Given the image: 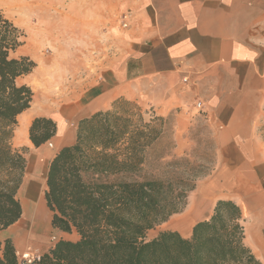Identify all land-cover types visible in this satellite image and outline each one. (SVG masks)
Returning <instances> with one entry per match:
<instances>
[{
  "label": "crops",
  "instance_id": "obj_1",
  "mask_svg": "<svg viewBox=\"0 0 264 264\" xmlns=\"http://www.w3.org/2000/svg\"><path fill=\"white\" fill-rule=\"evenodd\" d=\"M0 1L13 16L23 15L27 35L21 56L37 64L19 79L33 76L27 85L34 101L18 117L14 137L18 141L26 130L25 140L17 142V149L29 150L26 196L45 200L41 173L48 174L57 153L75 143L81 120L126 99L151 117H172L176 152L183 153L187 135L199 123L217 142L219 168L191 193L184 212L165 223L166 230L189 238L219 200H232L243 211L245 244L264 264V147L255 130L264 117V0ZM48 43L60 54L55 70L49 66L53 59L40 53ZM101 45L107 56L96 57ZM67 50L76 55L69 59ZM60 69L78 78L57 85L49 76ZM39 117L52 118L57 133L35 148L29 130ZM29 217L23 208L11 227ZM9 234L17 251L31 247ZM48 244L41 250L45 254Z\"/></svg>",
  "mask_w": 264,
  "mask_h": 264
},
{
  "label": "trees",
  "instance_id": "obj_2",
  "mask_svg": "<svg viewBox=\"0 0 264 264\" xmlns=\"http://www.w3.org/2000/svg\"><path fill=\"white\" fill-rule=\"evenodd\" d=\"M26 33L0 15V232L22 218L18 193L27 171L28 148L13 145L18 117L33 102L19 84L37 64L16 56ZM57 133L52 118H35L29 130L35 148ZM169 118L146 120L134 102L118 99L78 124L76 141L49 166L45 201L60 240L35 264H262L245 244L243 211L219 200L213 215L198 222L189 238L165 230L148 233L186 208L189 195L214 168L173 155ZM0 264H18L11 239L0 241Z\"/></svg>",
  "mask_w": 264,
  "mask_h": 264
},
{
  "label": "rangeland",
  "instance_id": "obj_3",
  "mask_svg": "<svg viewBox=\"0 0 264 264\" xmlns=\"http://www.w3.org/2000/svg\"><path fill=\"white\" fill-rule=\"evenodd\" d=\"M0 15L4 16L6 19H9L10 21H12L19 28L24 30L26 35H27V32L23 27L24 26L23 15H22V17L21 16H13L11 13H9L6 10V8L3 6L1 1H0ZM56 47H57V45L55 43H48L42 48V50L40 52L41 54H43V56L45 58H47V59L49 58L50 60L53 59V61H51V63H49L50 64L49 66H50V68H53L54 70L57 69L58 63L61 62L60 60H58V57L60 54L57 51ZM68 48L70 49V46ZM101 49L102 50H100V49L98 50V47H97V50L95 53L96 57L107 56L106 47L101 45ZM67 51H68V52H66L67 55L66 54L65 55L69 59H71L73 55H76V53L72 52L71 50H67ZM24 52H25V46L22 49H20V51H18V54H16V56H21V54H23ZM65 62H67V61H65ZM61 71L62 70L60 69V70H58L56 75L49 76V78H53L56 80L57 85H62L63 81H65V79L73 81V80L78 78L75 75H69V76L65 75L64 76V75H62ZM32 78H33V76H30L29 78H23L22 80L19 81V84L27 85L28 83H30L32 85V83L34 82L33 80H31ZM29 87L31 88V86H29ZM33 101H34V97H33ZM32 104H33V102H32ZM32 104H31V106H32ZM144 117L148 121L151 119V114L149 112H146V113L144 112ZM169 119L172 122V117H170ZM172 124H173V122H172ZM255 130H256V134H257V137H258L260 143L264 147V117L259 119V122L255 125ZM24 140H25V137H23V136L19 137L18 141L14 140L13 141L14 147L17 148V142H22ZM184 144H185V147H184L183 153L182 152L181 153L176 152L174 149L173 155L175 157L187 158L193 162L203 163V165H205L207 167L214 168V171L212 172V174L210 176L199 181L198 186H197V189H198L199 186L205 180H207L209 177H211L216 172L217 168H219V166H220V157H219L218 150H217V142H216L214 134L211 132V130H209V128L206 127L204 124L199 123V124H196L190 130L189 134L187 135V137L185 139ZM28 153H29V151H28ZM28 153H27V156H28ZM41 176H43L45 178V181L47 184L46 171L42 172ZM41 182H42V184L44 183L43 178H41ZM197 189H196V192H197ZM24 190H25V187L24 188L22 187L18 193V199L20 200L21 203H22V201H21L22 197L20 195ZM194 194H195V192H194ZM194 194H190L189 196L192 197ZM23 197H24V194H23ZM188 201H189V199H188ZM44 202H45V206H46V210H47V216L49 217V221H50V219L52 220V213L49 211L45 200H44ZM184 210H183V212H184ZM173 219H175V217H171V219L169 221H173ZM35 221H36L35 216H30L27 220H23V222L21 223L20 226H16V228L10 227V228L0 232V241L4 242L6 239H10L9 233H11V234L16 236V238L18 239V241L21 244H23L24 246L30 245L31 246L30 248L33 250V252H37V253H40L41 255H44L45 254L44 251H41V250L45 246V243L46 244L49 243L48 244V251H50L60 240H64V238H66L69 241H77V239H80V236L77 233L74 235H71L72 234L71 233V234H69V236L62 235L61 234L62 232L54 230L52 228L51 221H50L49 232H43V234L41 236H36L34 234L31 235V232L28 233V231L30 230L31 227H33L35 225ZM168 228H169V224L161 225V226L157 227L155 230L150 231L148 233L146 239L151 240V239L157 237L161 231H165ZM29 249H27L26 251H19V250L17 251L16 250V252L17 253L27 252ZM0 254H1V252H0Z\"/></svg>",
  "mask_w": 264,
  "mask_h": 264
},
{
  "label": "bare ground",
  "instance_id": "obj_4",
  "mask_svg": "<svg viewBox=\"0 0 264 264\" xmlns=\"http://www.w3.org/2000/svg\"><path fill=\"white\" fill-rule=\"evenodd\" d=\"M20 9V8H19ZM22 9V7H21ZM72 86V84H71ZM71 89V88H70ZM74 89V87L72 88ZM77 89V88H76ZM75 89V90H76ZM69 90V89H68ZM68 92V91H67ZM66 93V92H65ZM61 95V94H60ZM62 100V99H61ZM69 101V100H68ZM66 101V102H68ZM53 103V102H52ZM55 111V110H54ZM29 120V119H28ZM29 122V121H28ZM27 122V124H28ZM20 134L21 137H26V130L25 129H21L20 130ZM18 136V134H17ZM41 179V178H40ZM33 180V179H32ZM34 181V180H33ZM42 183V182H41ZM206 186V185H205ZM24 194V197H23ZM204 194V193H203ZM36 195V194H35ZM22 197L21 201H22V206L24 208V212L26 216H35L36 221H35V225L33 227L30 228V230L28 231V233L31 232V235L34 234L36 236H41L43 234V232H49L50 230V221H49V217L47 216V210H46V206H45V202L44 199L42 200H37L36 197H33L31 195L26 196L25 194V190L21 193L20 195ZM41 197V196H40ZM23 225V224H22ZM13 230V229H12ZM10 232V231H9ZM13 233V232H12ZM17 234V233H16ZM27 252H33V250L30 248ZM25 253V252H24Z\"/></svg>",
  "mask_w": 264,
  "mask_h": 264
},
{
  "label": "built area",
  "instance_id": "obj_5",
  "mask_svg": "<svg viewBox=\"0 0 264 264\" xmlns=\"http://www.w3.org/2000/svg\"><path fill=\"white\" fill-rule=\"evenodd\" d=\"M124 27H126V24H124ZM198 108L203 110L202 103L197 104ZM18 256V264H35L39 262L43 255L37 252H22L17 253Z\"/></svg>",
  "mask_w": 264,
  "mask_h": 264
}]
</instances>
